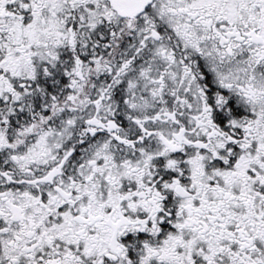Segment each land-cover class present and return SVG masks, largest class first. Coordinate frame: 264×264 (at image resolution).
<instances>
[{
	"label": "snow or ice",
	"instance_id": "snow-or-ice-1",
	"mask_svg": "<svg viewBox=\"0 0 264 264\" xmlns=\"http://www.w3.org/2000/svg\"><path fill=\"white\" fill-rule=\"evenodd\" d=\"M0 264H264V0H0Z\"/></svg>",
	"mask_w": 264,
	"mask_h": 264
}]
</instances>
